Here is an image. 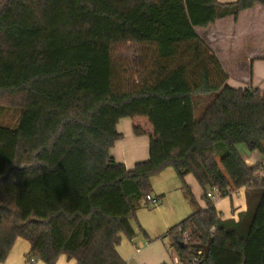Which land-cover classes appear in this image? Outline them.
I'll use <instances>...</instances> for the list:
<instances>
[{
	"label": "trees",
	"instance_id": "obj_1",
	"mask_svg": "<svg viewBox=\"0 0 264 264\" xmlns=\"http://www.w3.org/2000/svg\"><path fill=\"white\" fill-rule=\"evenodd\" d=\"M32 1L45 13L25 23L18 18L30 2L0 0V262L22 238L30 244L25 264H55L62 254L75 264H127L117 245L135 236L131 218L151 192V177L171 166L182 180L192 174L206 201L201 207L183 181L192 211L166 233L177 264H246V245L264 227L258 211L264 159L248 165L239 146L264 158V91L228 85L196 28L237 18L264 0ZM145 62L152 66L142 74ZM132 69L141 79L129 85L122 75ZM135 116L147 117L158 139L151 140L149 160L128 170L109 149L121 136L118 120ZM76 132L102 156L96 170L78 155ZM68 181L87 185V209L60 206L36 215L55 205L41 188L54 194ZM110 185L121 189L122 212H105L93 200ZM241 187L246 209L236 220L222 219L207 191L223 197ZM12 197L28 207L20 210ZM210 239L204 257L195 245Z\"/></svg>",
	"mask_w": 264,
	"mask_h": 264
},
{
	"label": "crops",
	"instance_id": "obj_2",
	"mask_svg": "<svg viewBox=\"0 0 264 264\" xmlns=\"http://www.w3.org/2000/svg\"><path fill=\"white\" fill-rule=\"evenodd\" d=\"M219 1L228 2L232 0ZM196 29L200 36L209 42L227 71L228 85L232 87L252 86L264 91V5L256 4L252 8L241 11L237 18L232 16L219 18L207 27ZM242 50L246 53L242 54ZM236 71L239 74L238 78H235L236 75H234ZM116 130L121 136L116 140L112 153L119 162L124 164L126 169H131L138 162L149 160L151 140H157L158 137L155 136L154 128L147 117L120 118L116 124ZM242 156L248 165H253L264 159L261 158V155H256L254 151H246ZM166 170L168 171V169ZM168 176L175 183L173 219H183L191 213V206L185 194L183 195L181 186L174 181V175L168 173ZM184 180L198 204L201 207H206L203 189L199 183L188 174L184 177ZM4 186L3 184L0 185V191L4 190ZM86 186L83 188L77 187L74 181H68L66 190L54 192V194L46 191L47 188H41V193L44 192L42 195L45 201H55V205L45 208L43 211L37 209L35 214L42 216L60 206L69 211L74 209L85 211L87 201L84 194L88 189ZM154 194L155 198H158L159 195L164 196V191L154 190ZM161 198L158 200H161ZM93 200L105 212L118 213L126 209L121 189L117 185L100 188L95 193ZM214 206L222 219L233 218L236 220L238 214L246 209L245 188L233 189L229 195L218 197L214 200ZM258 211L259 221H262L264 219V198ZM146 236V238L134 236L132 239L121 237L117 245V251L127 264L175 263L177 259L169 244L161 241L162 239L152 240L149 238V234H146ZM165 236L167 235L164 234L163 238ZM135 246L139 248L138 251H136ZM29 249L30 244L28 241L17 238L7 258L0 264H25ZM75 263V259H69L63 254L55 262V264ZM34 264L44 263L37 261ZM246 264H264V227L246 245Z\"/></svg>",
	"mask_w": 264,
	"mask_h": 264
},
{
	"label": "rangeland",
	"instance_id": "obj_3",
	"mask_svg": "<svg viewBox=\"0 0 264 264\" xmlns=\"http://www.w3.org/2000/svg\"><path fill=\"white\" fill-rule=\"evenodd\" d=\"M24 1L30 2V3L28 5H25L26 6L25 8H27V10H25V12L21 13L20 15L18 14L19 15L18 19L21 20L20 22H25V23L37 22L35 14L37 16H40L39 13L44 15L45 12H44L43 7L40 5L32 6L31 5V3L33 2L32 0H24ZM35 7L39 8V9H37ZM55 7H56V11L58 12L60 10V8L62 7V5L58 3V4H55ZM61 10H63V9H61ZM66 10H68V14L70 16H72L73 11H74V7L72 6V4H69L67 6ZM29 11L31 12V14H29ZM8 20H9V18L7 19V21ZM69 30L71 32H75L77 35H80L79 30L76 31L73 28V26ZM54 33L58 34L57 32H54ZM23 37H25V35ZM59 37H60L59 35H56L57 40L59 39ZM77 37H80V36H77ZM51 38H52L51 36L48 37V40L45 41L46 44H51L53 42L51 40ZM1 39H2V36H0V44L2 43ZM205 42L208 43L212 52L214 54H216L215 51L213 50V48L210 46L209 42L206 40H205ZM151 50L152 49H147V52H150ZM241 52H242V54L246 53L243 50ZM228 54H230V53H228ZM116 57H118V53H117ZM148 58H149V54H148ZM119 59L121 61H124L122 58H119ZM151 66H152L151 64L148 65L147 62H145L143 69H141V71H143L142 74L149 72L151 69ZM224 70H225V68H224ZM138 71L136 72L135 70L132 69L130 71L123 72V75H122L123 80L124 79L128 80L129 85L132 83H136L135 81L138 78L141 79ZM234 75H236L235 78H238V76H239L238 71H236L234 73ZM7 121H10V114L7 115L6 117H4V119H3V122H7ZM74 136H75V140L77 141V144H76L77 149L76 150L78 151V155H80L83 159L87 160V163L89 162L90 164H92V168L94 170L96 168L97 164L99 163V161L101 160L102 156H100L99 153H95L93 151V148H91V143L89 142V140H86L84 138V136L80 137L79 132H76V134ZM76 136L78 138H76ZM115 144H116V141L114 142L112 147L109 149V154H111V156H113L114 159L117 160V158H115V156L112 153V150L114 149ZM239 149L241 150L242 155L244 153H246V151H248L245 149V147L243 145L239 146ZM254 153L256 155H259V156L261 155L258 151H254ZM71 154H74V153H70V155ZM261 158H262V155H261ZM142 162H144V161H142ZM138 163H141V162H138ZM138 163H136L134 165V167H132L131 169H128V170H133ZM166 169H168V171H170V172H168ZM15 173H16L17 179H19L20 181L29 180V176L26 174H23L24 172H15ZM168 173H172V175H174V181H176V183H178V185H180L181 188L184 185L183 181L185 182V180H182L181 178H179L176 171L171 166L161 170L159 173H157L151 177V179H150V181H151L150 195L152 197H155L154 190H162V191H164V196H162L161 200L158 201L157 205H153L152 203L146 202L144 197L140 200L139 208L135 212V216H133L131 218V226L134 230L135 236H137L138 238H146L147 237L146 234H149L150 235L149 238L152 240L156 239V238L158 240L162 239L161 241H163L167 244H170L171 239L166 234V231L171 226H173L174 224H176L180 220H182V218L173 219L174 207H175V204H174L175 203V196L173 193L175 190L174 189L175 183H173V180L171 178H169ZM188 175H190V177H192L195 181H197L196 178L192 174H188ZM181 191H183L182 193L184 195L183 188ZM177 193L178 192L176 191V194ZM12 201L15 202V204L17 205V207H19L20 210L26 209L28 207L27 205H25L24 200L21 199L20 197H12ZM163 201H164V205H163ZM161 205H163V207H161ZM186 214H189V213H186ZM185 217H183V218H185ZM164 234L167 235V236H165V238H163ZM170 260L172 261V258Z\"/></svg>",
	"mask_w": 264,
	"mask_h": 264
},
{
	"label": "built area",
	"instance_id": "obj_4",
	"mask_svg": "<svg viewBox=\"0 0 264 264\" xmlns=\"http://www.w3.org/2000/svg\"><path fill=\"white\" fill-rule=\"evenodd\" d=\"M258 174L264 176V164L258 170ZM207 196L209 198H211L212 200H215L218 197H220L221 195H220V193H218L216 188H213L212 190L207 191ZM144 198H145L146 202L152 203L153 205H157L158 201H159L157 198L152 197L150 194L145 195ZM210 230L214 231L215 230V225H212ZM135 248H136V251L139 250V248L137 246H135ZM199 253H201V251ZM175 263L177 264V260L175 261Z\"/></svg>",
	"mask_w": 264,
	"mask_h": 264
},
{
	"label": "water",
	"instance_id": "obj_5",
	"mask_svg": "<svg viewBox=\"0 0 264 264\" xmlns=\"http://www.w3.org/2000/svg\"><path fill=\"white\" fill-rule=\"evenodd\" d=\"M210 244H211V239L205 245H195V246L201 248L203 250L204 257H207L209 253Z\"/></svg>",
	"mask_w": 264,
	"mask_h": 264
}]
</instances>
